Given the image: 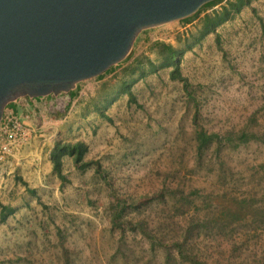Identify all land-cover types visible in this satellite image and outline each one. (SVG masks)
<instances>
[{"label": "rangeland", "instance_id": "374dc122", "mask_svg": "<svg viewBox=\"0 0 264 264\" xmlns=\"http://www.w3.org/2000/svg\"><path fill=\"white\" fill-rule=\"evenodd\" d=\"M227 1L142 29L126 56L101 78L54 94L52 113L35 118L36 136L0 162V203L13 208L0 221V264H166L165 236L195 215L211 221L204 230L209 240L201 244L204 256L240 254L250 262L249 253L259 255L264 228L245 234L251 220L227 229L216 220L228 223V206L235 209L233 200L250 192L258 198L245 209L257 201L264 205V146L250 142L227 150L220 170L213 151L197 164L194 109L182 84L170 78L169 68L140 77L142 69L149 71L148 61L163 63L162 44L193 45L180 72L199 100L201 125L239 130L255 115L252 124L259 126L253 127H264V0L252 1V9L218 27V38L210 34L196 42L205 14L220 11ZM128 82L132 103L121 92ZM76 141L87 145L84 159L100 169L78 170L66 157L62 182L49 153L56 142ZM191 187L198 191L193 200L169 195ZM117 202L125 208L114 222ZM234 242L241 244L236 253Z\"/></svg>", "mask_w": 264, "mask_h": 264}, {"label": "water", "instance_id": "95a60500", "mask_svg": "<svg viewBox=\"0 0 264 264\" xmlns=\"http://www.w3.org/2000/svg\"><path fill=\"white\" fill-rule=\"evenodd\" d=\"M215 0H0V120L7 101L71 90L120 62L142 29Z\"/></svg>", "mask_w": 264, "mask_h": 264}, {"label": "trees", "instance_id": "16d2710c", "mask_svg": "<svg viewBox=\"0 0 264 264\" xmlns=\"http://www.w3.org/2000/svg\"><path fill=\"white\" fill-rule=\"evenodd\" d=\"M252 1L254 0H229L224 6L221 7L220 11L205 14L202 19V28L199 31L196 42H199L201 39L205 38L210 34L218 38V34L216 32L217 28L232 20L234 16L238 15L244 8L252 9ZM219 2H221V0H215L206 3L201 6L200 9L205 6L216 5ZM197 12L193 15H196ZM192 47L193 45H186L182 49H176L172 46L162 44L160 53H164L163 63L157 67L148 61V64L150 65L149 71H144V69H142L140 77L142 78L148 74H154L159 68L170 69V78L179 81L182 84L183 92L186 94L187 99L193 105L194 112L192 116V125L196 142L194 151L196 163H202L204 161L205 154L208 151H213L216 156L215 163L220 170L225 164L224 161L226 157L224 156V153L227 150L238 151L241 146L248 145L250 142L258 143L264 146V127H253V125L259 126L258 123L252 124L251 119L254 118L255 115H252L247 121V123L239 130L230 128L226 130L215 131L205 129L203 125H201L200 118L202 114L200 112L199 100L192 89L191 83L180 72V64L182 61V57L186 52L190 51ZM101 77L102 74L99 75L97 78ZM132 83L133 82L124 83L121 90L122 93L128 96V100L130 103L135 102L134 95L130 89ZM75 95L76 93H72L70 96L74 97ZM117 96L118 95L107 101L104 107L101 110H98L99 114L103 115V111L117 98ZM86 152L87 145L83 141H76L73 143L56 142L49 153V160L52 165V170L54 171L56 176L62 182H64L65 176L62 173L63 159L68 157L72 160L74 167L78 170L84 171L91 165H93L95 167V170L98 171L100 169L99 163L84 159ZM221 176L222 173H220V178ZM189 190L185 192L184 189L180 190L178 188L175 190H171V194L169 195H171L172 197L178 196V202H185L188 198H191V200H193L194 196L198 191L196 189H192V187ZM254 193L255 192H250V194H247L246 196L243 195L235 198L233 202H236V208L234 209L231 206H228V209L226 210L228 216L230 217L229 222L227 223L226 221H222L221 219H219V222L218 220H216V223L220 224L223 228L227 229L228 227L238 228V225H241V223L251 220L249 221V223H247L249 228L245 232V234L251 232V234H254V232L263 229L264 205L260 203V201H257L253 205L250 204V209H245L244 207L246 204L253 202V199L256 196V194ZM262 195L263 197H261V200H264V193H262ZM201 196L202 194L199 195V198H201ZM257 198L258 197H256L255 199L257 200ZM124 208V203L122 206L120 202H117V209L116 211H114L113 217L114 222H116L120 218V215L124 211ZM12 213L13 208L0 203L1 222L5 221L6 217L11 215ZM128 223L132 224L129 221ZM210 225L211 221L209 217L195 215L189 217L183 227L179 231L175 233L173 232V234L170 235L168 239L165 236V263L169 264L170 262H174L178 264H264V248H262V251H260L259 255H257L256 253H249L251 255L250 262L248 261V258L246 256L243 258L240 254H232L224 257L223 259L212 260L204 256L201 244H203L204 241L209 240V238L206 237L210 233L204 232V230L210 228ZM140 228H142V223H140ZM234 243L235 244L233 246L236 253V251L240 248L239 245L241 244H238L237 242Z\"/></svg>", "mask_w": 264, "mask_h": 264}, {"label": "built area", "instance_id": "2783aa9c", "mask_svg": "<svg viewBox=\"0 0 264 264\" xmlns=\"http://www.w3.org/2000/svg\"><path fill=\"white\" fill-rule=\"evenodd\" d=\"M36 127L13 114L3 112L0 120V162L36 136Z\"/></svg>", "mask_w": 264, "mask_h": 264}, {"label": "crops", "instance_id": "0c3cea01", "mask_svg": "<svg viewBox=\"0 0 264 264\" xmlns=\"http://www.w3.org/2000/svg\"><path fill=\"white\" fill-rule=\"evenodd\" d=\"M74 88H77L76 84L71 90H74ZM71 94L72 93H69V95ZM53 96L54 94L52 93L40 97H29L27 95H20L7 101L4 106L3 112L8 113L9 111H11L13 114L26 121L28 124L33 125L36 116L38 118L40 114L51 112V108L54 105L52 101ZM43 122H47L45 118Z\"/></svg>", "mask_w": 264, "mask_h": 264}]
</instances>
